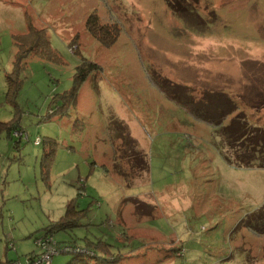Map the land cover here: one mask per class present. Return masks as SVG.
<instances>
[{
	"label": "rangeland",
	"instance_id": "rangeland-1",
	"mask_svg": "<svg viewBox=\"0 0 264 264\" xmlns=\"http://www.w3.org/2000/svg\"><path fill=\"white\" fill-rule=\"evenodd\" d=\"M179 7L0 0V121L17 119L27 135L17 142L0 133V260L25 261L73 199L81 225L54 231L57 245L96 237L125 254L118 264H264V165L237 162L215 128L160 88L177 84L194 102L229 89L237 109L223 125L242 112L264 127V114L256 115L264 111V0H184ZM92 14L118 29L113 44L87 29ZM29 21L45 30L58 61L27 57L11 103L12 36ZM81 59L99 69L74 107L47 116L71 89ZM47 139L57 143L48 172ZM73 255L59 252L50 264H82Z\"/></svg>",
	"mask_w": 264,
	"mask_h": 264
},
{
	"label": "trees",
	"instance_id": "trees-1",
	"mask_svg": "<svg viewBox=\"0 0 264 264\" xmlns=\"http://www.w3.org/2000/svg\"><path fill=\"white\" fill-rule=\"evenodd\" d=\"M165 1L174 11H178V9L181 8L179 5H182V2H184V0ZM182 9L184 10V8ZM86 27L96 38L103 41L105 46L113 44L118 35L117 28L115 29L114 27L111 30L106 24L100 25L95 14H92L87 18ZM26 30L27 31L23 34L12 36L13 45L15 47L13 68L12 72L6 74L5 76V95L6 99H8L11 103L14 102L19 88L18 73L25 65L27 57L35 55L44 59L58 61L57 56L50 48L48 36L46 35L44 29L34 28L32 23L29 21ZM102 32L107 36L106 38H104ZM97 69H99V66L96 63L90 62L86 59H81L80 64L76 67L71 89L61 96V105L57 108L51 109L47 116H51L54 113L64 115L71 107H74L81 85L85 82V80H87L89 75ZM166 83L168 82L166 81ZM160 84V88L163 89L164 93L170 100L176 101L185 110L192 109L193 116L196 119L207 122L215 128L216 134L222 138V146L227 145L234 149L237 155V162L240 160V162L249 163L250 159L253 160L256 158L259 165H264V127L250 125L247 121V116L242 112L235 115L231 121L228 122V124L223 125L225 118L237 109L234 97L229 96L228 93L222 90L221 92H215L217 94L213 93V95H203L200 100L194 102L193 98L190 97L188 89L183 92L177 84L175 87H173V84L165 85L163 82ZM170 88L174 90L178 88L179 92L177 91L175 93L172 90H169ZM210 105L212 108L209 107ZM189 106H193V108H190ZM3 132H6L10 138L12 137L11 134L14 137H17V142L21 141V138L24 136L27 138V135L20 127L17 119H12L9 122L0 121V133ZM15 132L20 133V135H15ZM41 143H44L42 156V163H44V166L41 167L43 171L45 169V171L48 172V168H50V164L54 158L57 143L53 139H47ZM136 156L139 157V159L141 158V154H136L135 152L133 157L136 158ZM225 159L229 163L231 162L229 153L225 152ZM136 160V164L141 163L138 161V158H136ZM81 212H83V210L78 209L77 204H74L72 199L71 202L68 203L66 211L63 216L60 217V220L56 221V223L47 225L42 236L49 235L53 237L54 231L64 230L66 232L68 228L80 226L81 223L79 222V219L81 217ZM247 226L252 227V229H257V226H254L252 222L247 223ZM55 242L57 244L59 243L57 241ZM68 243H70L68 245L72 246V248H78L77 251L70 253H73V256L77 257L82 264H118V262L124 258H121V256L125 255L124 253H121V251L112 250V246L108 243V241H103L96 237L93 240L84 238V244L81 246L76 245L75 238H69ZM33 252L34 251L29 253L27 257H31ZM130 256L133 257L132 255L127 254L125 257L130 258ZM8 260L12 259H5L1 263Z\"/></svg>",
	"mask_w": 264,
	"mask_h": 264
},
{
	"label": "built area",
	"instance_id": "built-area-1",
	"mask_svg": "<svg viewBox=\"0 0 264 264\" xmlns=\"http://www.w3.org/2000/svg\"><path fill=\"white\" fill-rule=\"evenodd\" d=\"M34 144H38V142L36 141L35 143L34 140ZM35 244L36 251L33 252L31 257H26L25 261L12 259L1 264H50L53 255L59 252H73L78 250V248H72V246L69 245L60 247L57 245L53 237L49 235L36 238Z\"/></svg>",
	"mask_w": 264,
	"mask_h": 264
},
{
	"label": "crops",
	"instance_id": "crops-1",
	"mask_svg": "<svg viewBox=\"0 0 264 264\" xmlns=\"http://www.w3.org/2000/svg\"><path fill=\"white\" fill-rule=\"evenodd\" d=\"M261 60H264V58H261ZM213 69H210V71L209 72H211ZM228 90L229 89H226V88H223V91L224 92H226V93H228ZM262 114H264V111H261L260 113H256V115H257V118H259V116H261ZM228 117H226V119H227ZM247 119H248V117H247ZM252 123V122H251ZM253 124V123H252ZM5 260V259H4ZM4 260H0V263L2 262V261H4Z\"/></svg>",
	"mask_w": 264,
	"mask_h": 264
},
{
	"label": "bare ground",
	"instance_id": "bare-ground-1",
	"mask_svg": "<svg viewBox=\"0 0 264 264\" xmlns=\"http://www.w3.org/2000/svg\"><path fill=\"white\" fill-rule=\"evenodd\" d=\"M67 246V245H66Z\"/></svg>",
	"mask_w": 264,
	"mask_h": 264
},
{
	"label": "clouds",
	"instance_id": "clouds-1",
	"mask_svg": "<svg viewBox=\"0 0 264 264\" xmlns=\"http://www.w3.org/2000/svg\"><path fill=\"white\" fill-rule=\"evenodd\" d=\"M35 241V240H34Z\"/></svg>",
	"mask_w": 264,
	"mask_h": 264
}]
</instances>
